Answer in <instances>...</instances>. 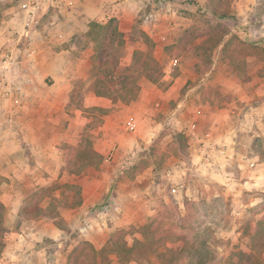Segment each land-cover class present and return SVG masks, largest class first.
<instances>
[{"label":"rangeland","instance_id":"1","mask_svg":"<svg viewBox=\"0 0 264 264\" xmlns=\"http://www.w3.org/2000/svg\"><path fill=\"white\" fill-rule=\"evenodd\" d=\"M27 2L0 0V26L8 5L25 9ZM136 4L132 21V6L123 7L128 13L124 21L108 13L110 18L104 21L85 22L80 33L62 45L71 48L74 61L80 59L75 67L80 77L70 79L69 105L53 115L55 123L49 121L50 128L44 130L47 138L36 135L39 152L29 156L24 150L25 157L12 153L13 159L5 160L9 176H0V185L20 182L14 177L16 170L25 172L23 182L28 178L30 184L20 187L23 198L17 216L4 208L0 264H31L25 255L37 249L41 256L33 260L38 264H264V193L239 192L237 185L223 184L224 179L212 180L195 157L200 152L193 151L195 136L208 130L204 123L226 119L243 129L238 133L244 139L237 137L235 147L248 157H264V138L254 136L250 143L254 132L264 130V43L253 44L264 39V0H138ZM109 21L106 30L116 29L122 44L116 52V39L108 40L101 69L119 74L136 52L163 64L156 82L137 79V99L130 103L97 97L94 89L97 42L88 32L91 22ZM12 36L15 53L21 55L29 45L18 31ZM0 48L12 54L8 44ZM138 100L163 105V110L147 106L146 116L155 128L150 141L131 143L128 136L103 129L113 122L109 116ZM26 116L41 123L43 115L27 110ZM2 121L22 123L0 117ZM189 123H196L194 131ZM100 139L111 143L101 160L92 155ZM31 166L38 170H29ZM229 169L238 180L236 166ZM172 170L182 179V201L170 191L177 184L166 179ZM94 183L97 188L109 187V194L81 214L74 204L82 202L84 188L95 197ZM259 195L261 201L252 205ZM33 207H45L43 215L39 212L33 219L22 215V209ZM158 216H163L164 228L151 231ZM43 223L52 237L56 233L53 240L44 237L30 243L31 236H23L18 241L15 234ZM144 225L151 226L147 239L139 234ZM122 241L132 251L116 250ZM14 244L23 256L12 252Z\"/></svg>","mask_w":264,"mask_h":264},{"label":"crops","instance_id":"2","mask_svg":"<svg viewBox=\"0 0 264 264\" xmlns=\"http://www.w3.org/2000/svg\"><path fill=\"white\" fill-rule=\"evenodd\" d=\"M26 1L28 2L24 4L26 6L25 9H21L20 6L16 7V4L8 5L4 11L3 24L0 26V34H2L0 37V44H8L9 48H12V55L15 56V60L17 61L16 70L9 77L8 82L11 85L22 86V94L18 104H14L10 97L4 94L7 88H3L2 85V87L0 86V117L7 122H14L16 120L22 122H0V176H9L8 172H5L4 166H8L5 160H10V158L13 159L12 153L18 155L17 157L15 156L18 158L20 154L23 155L22 157H25L24 150L28 152L27 155H34V153L39 152V148L34 143L36 135L44 139L47 138L45 137L44 130L47 129L49 121L55 123L53 121L54 118H52L53 115L60 110H65L69 105V81L71 78L80 77V69L75 70L76 64L80 59L77 58L76 61H74L73 58H71V48L68 49L63 47L62 45L64 42L70 40L72 36L78 35L85 22H101L104 21V19H109V14L124 21L128 13L125 12L126 10H122L123 7L132 6L133 11L131 12L130 19L132 21L134 16L133 12L137 7L136 1L138 0H35L36 3L33 6L35 9L31 8V5H33L30 2L31 0ZM29 13H37V16L30 15ZM43 16H45V18ZM16 31H18L19 38H24L29 45V48L24 50L21 55L15 53V47L13 46L14 36H12V34ZM152 103L153 104L149 105L150 103L145 100H138L119 114L115 113L112 114L111 117L109 116V120L113 122L107 123L103 129L111 131L121 137L126 135L131 139V143H135L132 141L136 139H141L147 143L153 135L151 130L155 129L154 122L149 121L146 116L150 111L147 106L149 105L151 108L153 105L154 108L160 109L163 107L159 101H154ZM27 110H32L39 114L42 113L44 117L40 116L39 118L41 119V123H36L37 120L27 117ZM44 120H46L47 123H43ZM223 120L224 121L216 120L215 122L217 123H204L205 129L208 130L199 137L195 136L193 151L200 152V154L207 153L212 155L213 158L215 155L212 149L216 146L224 149L226 156L229 157L225 162L219 161L215 167L207 169V176L212 180L222 181L224 179L223 184L230 185V187L232 185H237L239 192L243 190L247 192L258 191L264 193V157L262 158L257 154L248 157V155L244 153L245 151L238 150L235 147L238 142L237 137L239 140L244 139L242 133L238 132L243 129L237 130L238 123H230L228 120L225 121L226 119ZM24 121L25 123H23ZM33 121H35V123H33ZM128 123H133V130L127 128ZM240 124H245V126L248 125V123ZM206 134H208V137L204 138ZM254 136L258 138L262 136V138H264V130H262L261 133L254 132L250 137V143L253 142ZM99 142L100 143L96 144L94 152L102 156L103 152L107 149L106 146L108 147L111 143H109L108 139L102 142L100 139ZM195 156H197V154H195ZM248 163H254V169H250ZM231 166H236L238 169V180L233 177L229 169ZM31 169L38 170L37 166H31L29 170ZM15 172L14 177L21 181H15V183H11L9 186L4 183L1 184L0 202L5 209L11 208L12 212L17 216L20 211L19 205L23 198L20 187L25 185L27 188L30 183L28 182V178L25 179L26 183L23 182L25 172H20L18 170ZM171 172L172 175L169 180L181 187L177 191L182 201V198L184 199L182 195L184 187L181 186L183 185L181 184V176L176 171L172 170ZM96 184L97 183L93 184L95 188L93 190L95 197L89 194V189H83L82 202L79 205L81 214L86 208L95 204L104 195L107 196L109 194V187L103 186L97 188L98 185ZM126 191L127 190L124 192ZM233 191L236 190L233 188ZM145 192H147V190ZM184 194L186 195L187 193L185 192ZM121 197L128 200V197L124 194H122ZM258 197L260 198H255V202L251 203L252 205H256L261 201L262 196L259 195ZM26 223L30 224L35 222L28 220ZM47 225L48 224L43 223L41 227H34L28 232L22 230L15 235L18 236V241L23 240V236H31L30 243L39 242L40 239L44 237L52 238L53 240L56 233L53 234L52 237L47 227H45ZM49 231L52 230L49 229ZM16 247V244L10 245V249L13 250V253H16L18 256H23L21 252L15 249ZM40 251L39 249L33 250L31 254L25 256H28L33 261L31 264H38V262H34L33 259H39V256H41ZM5 258H7V254ZM5 258L1 261H4Z\"/></svg>","mask_w":264,"mask_h":264},{"label":"trees","instance_id":"3","mask_svg":"<svg viewBox=\"0 0 264 264\" xmlns=\"http://www.w3.org/2000/svg\"><path fill=\"white\" fill-rule=\"evenodd\" d=\"M110 21L108 24L100 25L95 22L90 23V30L88 32L89 36L92 37L93 40H95L97 43L94 55H93V71L95 72L94 76V89L96 92V96L98 97H105V98H115V99H121L127 103L133 102L137 99L139 87L137 85V79L142 76L145 79H147L149 82H156L160 79L162 76V69L163 64L159 60H155L152 57H148L143 52H136L133 54L131 64L128 67H125L124 70L121 73H116V71H113L112 69H101L99 67V64L101 62V53L105 49L106 43L110 39V41H113V39H116L117 47L114 49L116 52L119 51V45L122 44L120 39L117 37V30H113L110 32L106 29H110ZM110 33V35H107ZM119 36V35H118ZM107 37V39H106ZM264 43V39L255 41L253 44H259ZM92 155L94 158H97L99 160L102 159V156L93 152ZM143 163V162H141ZM42 190V189H40ZM79 193V188L77 191V194ZM76 194V195H77ZM81 204V200H77V202L74 204V206H79ZM73 206V204H72ZM45 207H33L31 210H28L26 208L21 210V213L24 217H29L31 219L35 218L39 212L43 215V211ZM28 211H34V215H28ZM4 212V206L0 202V223L2 221ZM44 217V216H43ZM46 218V217H45ZM164 219L163 216H158L155 218V221L153 220V226L151 231L155 228H158L159 226L161 228H164L162 220ZM149 225H144L141 227L140 230V236L143 239L148 238V230ZM2 231L3 229L0 228ZM120 232V231H119ZM123 242V241H122ZM135 244H140L139 241L136 239ZM116 250L121 251H132V247H129L126 242L119 243L115 245ZM0 251H2V248H0ZM172 259H168V263H171Z\"/></svg>","mask_w":264,"mask_h":264},{"label":"built area","instance_id":"4","mask_svg":"<svg viewBox=\"0 0 264 264\" xmlns=\"http://www.w3.org/2000/svg\"><path fill=\"white\" fill-rule=\"evenodd\" d=\"M31 4V8L35 9L33 6L35 5L36 1L35 0H31L30 1ZM16 65H17V61L15 60V58L13 57V55L9 52V51H3L0 48V84L6 89L5 91V95L10 97L11 101H13L14 104H18L19 103V98L22 94V86L21 85H11L8 82L9 77L14 73V71L16 70ZM127 128L129 130H133L134 129V125L133 123H128L127 124ZM189 130L190 131H194L196 129V123H190L189 124ZM208 137V134H206L204 136V138ZM210 151V150H209ZM208 151V152H209ZM212 152L214 153L215 157L212 158V155L209 154H197L198 158V163H201L200 166H202L203 168L209 169V168H213L215 167L219 161L221 162H225L226 160L229 159L228 156H226L225 150L222 149L221 147H214L212 149ZM248 167L250 169L254 168V163H248ZM171 171L167 172L166 174V179L168 182H170V177H171ZM183 186V185H181ZM179 188H181L180 186H172L170 188L171 193L173 194H177L179 190Z\"/></svg>","mask_w":264,"mask_h":264}]
</instances>
